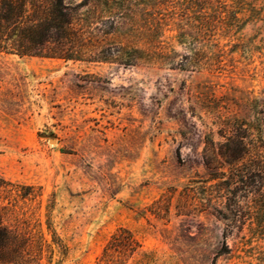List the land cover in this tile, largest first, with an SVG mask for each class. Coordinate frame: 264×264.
Returning a JSON list of instances; mask_svg holds the SVG:
<instances>
[{
	"label": "rangeland",
	"instance_id": "374dc122",
	"mask_svg": "<svg viewBox=\"0 0 264 264\" xmlns=\"http://www.w3.org/2000/svg\"><path fill=\"white\" fill-rule=\"evenodd\" d=\"M141 1L163 36L132 66L0 53V212L41 264L119 227L126 264H264V0Z\"/></svg>",
	"mask_w": 264,
	"mask_h": 264
},
{
	"label": "trees",
	"instance_id": "16d2710c",
	"mask_svg": "<svg viewBox=\"0 0 264 264\" xmlns=\"http://www.w3.org/2000/svg\"><path fill=\"white\" fill-rule=\"evenodd\" d=\"M188 1L198 4L204 0ZM209 1L206 0L207 4ZM141 2L0 0V53L132 66L145 56L156 53L152 50L156 41L149 37L152 28L156 36H163V32L157 35L161 23L151 19ZM201 10L204 12V8ZM183 63L180 66H189L196 63V58L185 56ZM239 147L228 149L224 155L220 153L224 164L234 167L243 160L247 152L241 143ZM253 168L258 172L264 169L257 164ZM46 226L51 233V242L64 249L51 229L49 218ZM27 228L20 232L18 226L8 224L0 212V264H41L43 243L36 247L35 256L30 255L33 244L26 238ZM140 247L130 230L119 227L104 245L96 264H126Z\"/></svg>",
	"mask_w": 264,
	"mask_h": 264
}]
</instances>
